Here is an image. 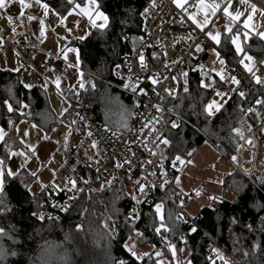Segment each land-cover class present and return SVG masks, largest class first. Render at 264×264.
Instances as JSON below:
<instances>
[{"label":"trees","instance_id":"obj_1","mask_svg":"<svg viewBox=\"0 0 264 264\" xmlns=\"http://www.w3.org/2000/svg\"><path fill=\"white\" fill-rule=\"evenodd\" d=\"M41 1L61 16L74 8V3L69 0ZM80 2L75 0V3ZM97 2L109 17L108 25L103 29L93 28L83 39L73 41L79 48L82 79L86 82L83 104L94 118L112 131H119L126 128L133 119L136 105L131 96L120 89L123 81L115 76L114 67L122 61L129 49L126 40L134 44L140 41L144 22L156 7L157 0ZM251 3L264 8V0H251ZM218 47L247 71L239 62L240 55H237L232 43H221ZM244 53H249L256 61L252 72L264 66L261 63L264 61V39L257 33L251 34L247 41H243ZM186 81L176 96L170 98V102L190 123L170 129L167 136L169 143L163 147L167 164L176 156L189 158L204 141L212 143L224 156L238 158L243 137L264 114L263 100L259 99L261 103L257 104V108L253 107L259 92L244 82L240 92L245 95L240 96L238 92L216 116L209 117L204 112V105L214 88L204 87L201 81L209 82L203 80L196 71H190ZM248 92L250 95L246 96ZM45 98L43 88H26L14 79L13 73L0 72V123L4 127L9 128L10 115H13L16 122L25 116L18 110L25 103L30 111L28 119L47 133L52 131L58 119ZM4 100H8L16 111L8 112ZM235 128H239L243 136L234 132ZM260 141L262 150L259 158L264 159V131ZM13 145L22 148L17 137ZM2 150L6 158V150ZM251 162L252 159L243 161L244 165ZM259 164L264 169L261 161ZM76 171L84 173V164L81 163ZM25 173L22 171L7 177L0 194V207L7 206L9 209L0 213V228H4L7 233L0 234V252L4 253L0 256V264H118L119 261H124V264H156L158 257L155 248L161 241L156 231L160 217L156 215L155 206L145 204L140 216L130 215L133 202L124 179L112 178L110 183L108 181L90 190L64 214L61 208L64 191L47 184L34 195L28 189L30 182L23 179ZM257 177L264 179V170L244 172L237 167L234 172L226 174L224 187L236 195L235 199L229 201L215 198L211 205L204 207L195 217L198 223V227L195 226L196 232H191L194 225L184 220L181 212L183 204L180 202L182 194L173 187L174 179L169 194L176 202L163 196L157 197L162 202L163 221L169 228V237L184 242L179 233L186 230L188 243L193 250L190 257L194 264H210L208 257L215 255L211 251L209 236L231 254V234H235L245 250L246 259L243 264H264V228L261 226L264 217V182ZM41 215L44 219H40ZM106 216L110 217L108 223H104ZM233 218L235 223L232 222ZM136 232L140 233L137 236L139 242H148L154 246L153 251L140 260L132 257L125 247L128 238Z\"/></svg>","mask_w":264,"mask_h":264},{"label":"built area","instance_id":"obj_2","mask_svg":"<svg viewBox=\"0 0 264 264\" xmlns=\"http://www.w3.org/2000/svg\"><path fill=\"white\" fill-rule=\"evenodd\" d=\"M157 5L156 13L147 19L139 43L134 44L127 39L129 49L122 61L114 67L115 76L123 81L126 91L133 96L137 105L134 117L126 128L112 131L86 110L83 104L85 84L82 79L76 84L71 95L62 94L75 115L78 131L90 136L92 140V144L86 151L88 159L84 163L85 172H70L71 179L76 181V187L73 188L69 183L63 189L65 196L61 202V208L67 209L63 210L64 214H67L90 190L112 178L124 179L127 183L128 193L133 202L132 217L141 215L144 204L155 206L158 202L157 197L163 196L174 201L169 194V188L176 173L187 161L181 156H179L180 160H177L176 156L170 164H167L163 154V140L167 139L173 122L177 126L190 123L175 110L170 102V98L176 96L177 89L186 82L190 71L198 72L210 85L213 79H220L221 76L229 73L235 76L240 81L239 84H221L216 89V92L226 91L227 101L243 89L244 82L260 92L259 95L256 94L257 98L253 101L254 108H257L259 99L264 101V87L261 88L264 83H257L254 72L248 73L243 70L230 57L219 52V58L225 61L220 72L205 65L209 53L206 60H203V56L207 53L206 47H210L212 43L206 41L204 29L198 28L188 18V11L178 7L173 0H157ZM11 18L7 29L18 31L19 18L17 16ZM166 18L176 20L182 25L172 28L164 23ZM19 40L20 36H17L16 41H10L4 37L6 47L13 49L23 62V68L15 75V78L24 81L29 71L33 70L48 82L40 67L31 60L28 47L18 44ZM197 45L200 46L199 49ZM141 54L143 61L140 60ZM51 66L50 59L43 63V67ZM260 74L261 80H264V66L260 73H255V76ZM81 83L83 87L80 86ZM48 84L56 89L51 83L48 82ZM249 95V92L246 93V96ZM263 120L264 114L245 137L247 142H255L257 148L260 144L259 137L264 131ZM262 164L264 166V160ZM137 184L145 185L143 193L139 191ZM133 195L136 199L132 198ZM181 212L187 224L198 227L195 217L186 213L184 208ZM160 224L161 220H159L158 228ZM167 229L166 232H162L164 228H161L158 232L161 241L156 246L155 253L163 254L169 248L171 242L169 228ZM179 236L184 237V241H189L186 230H182ZM209 240L211 248L226 253L216 239L209 236Z\"/></svg>","mask_w":264,"mask_h":264},{"label":"crops","instance_id":"obj_3","mask_svg":"<svg viewBox=\"0 0 264 264\" xmlns=\"http://www.w3.org/2000/svg\"><path fill=\"white\" fill-rule=\"evenodd\" d=\"M42 2L43 1L37 2V0H25V3L30 6L21 9L19 0H15V2L10 4L7 9H0V72L5 71L13 73L14 79H16L15 75L22 68V62L20 56L13 49H11L10 47H6L4 37H6L10 41H16L17 36H20V38L22 39V36L24 35L25 38L19 40L18 44L28 47L30 57L32 58L31 60L35 59L38 63L36 65L39 66L40 69L43 66L42 63L46 61H44V58L42 57L46 53L41 49L39 50L40 52L35 50L36 47L31 43V41L28 40V37H26L27 35L22 32V26L26 17L27 21H32L28 17L30 16L29 12L42 14L41 9L44 8L43 5L45 3ZM206 2L211 3V0H206ZM216 3L220 4L221 7L217 9L215 16H212L209 13L210 20L204 28L207 32L210 31L213 34H215V30L212 28L219 16L222 14L223 7L228 6L227 0H216ZM197 4L198 0H187V3L184 5V7L189 9V13H195L197 15V18L203 21L204 13L199 11ZM47 11L52 19L47 17L43 21L45 28H48L49 25L52 26L54 22L53 20H55V15L57 13L51 7H48ZM68 13L76 15V20H78V22H80L84 18L88 19L87 16L83 15L80 12V9L75 7L72 8L70 12L68 11ZM12 16H17L19 18V22L21 20L20 30L18 31H11L7 29L9 17ZM70 24L72 25V23ZM226 35V32H223V34H221V43L225 42L223 40L225 39ZM226 40H228V37ZM72 53L74 54V52ZM77 65L81 73L80 53ZM51 68L54 69L53 63ZM35 72H29L24 81H18L21 82L23 86L25 84H30V88L34 86H39L41 87V89L43 88V90L46 92L45 100L54 111V114L58 119V124L52 129V131L47 133L40 126L36 125L28 119L27 116L28 114L30 115V111L28 110L29 107L25 103H23L22 105H20L18 110L20 113L25 114V116L22 117L20 121L16 122L12 117L13 115H10L9 118L12 123L9 124V128L4 127L0 123V129H2L4 132V139L0 140V145L3 144V147H0V160H3L6 171L8 168H11L16 172V175L20 174L22 171L27 172L25 173L26 175L23 176V179L28 180V182L32 181L31 183H29L28 187L30 192L33 191L31 185L36 190H41L47 184H52L56 189L61 190V188L63 187V178L65 177L64 168L69 161L68 155H66V152L64 153V142H67L68 137L66 136L70 134V132L75 131V125L77 127L76 118L75 115L72 114L66 100L62 96V94L64 93L60 92L57 88L53 89L47 81L46 84L45 79L40 76V74ZM72 90L70 91L72 92ZM68 95H71V93H69ZM216 96L217 95H215L213 99ZM227 102L228 101H226V103ZM15 111L16 110L14 109V112ZM25 132H27V135H25ZM16 137L21 143L22 148H17L13 145ZM91 144L92 140L89 145ZM68 147H70V145ZM2 148L6 150V158L3 157ZM251 151L254 156L255 150L253 149ZM253 156L249 159H252ZM236 160L238 163L236 161H233V159L224 156L209 141H204L192 153V155L187 158V162L182 166L181 170L174 179L175 188L182 195H184V197H187L186 204L185 202L182 203L184 206V211L186 213L194 217L198 216L204 207L211 205L212 201L214 200L212 199L213 197L224 198L229 201H233L235 199L236 195L232 191L224 187V179L226 174L234 172L236 168L239 167L240 159L237 158ZM81 163L84 164L85 162L73 161L74 167L73 170L70 169L69 173L72 171H76L77 167H79ZM32 173H35V175H32ZM60 174H63L62 181H60ZM67 184L69 183H66L64 187H66ZM41 185H43V187H41ZM1 192L2 191H0V194ZM197 193H199V195ZM161 214L163 216V207L161 209ZM234 236L235 234H233V237ZM230 237V241L232 243V253L228 255L224 252H221V254L225 258V260L228 261V264H243L244 260L246 259L245 250L241 245V248L234 246V238L232 237V234ZM169 239L171 242L170 244L176 248V256L175 258H173L171 250L169 248L166 249L165 252L160 257H158V260L161 261V264H185L186 259L191 260L192 264H194L193 260L190 257L193 251L191 244L188 242L184 243L180 240H173L170 237ZM153 249L151 251H153ZM180 249H183V251H180ZM212 260H214L215 264H224V261L217 258L216 254L212 257Z\"/></svg>","mask_w":264,"mask_h":264},{"label":"rangeland","instance_id":"obj_4","mask_svg":"<svg viewBox=\"0 0 264 264\" xmlns=\"http://www.w3.org/2000/svg\"><path fill=\"white\" fill-rule=\"evenodd\" d=\"M39 2H41V1H39ZM257 6L260 8H263L262 6H259V5H257ZM71 10H69V12ZM229 10L232 11L233 13H235L238 10L242 13H245V15L241 16V18L239 20H237V21H235V23H233L231 18L225 16L224 13L222 12V14L219 16V18L217 19V21L214 24L212 29L215 30V33L216 32H219L221 34H223V32L227 33V35L225 36V39L223 40L225 42H222L223 45H225L227 42L231 43V36L235 35L236 33H240L239 43L241 45L242 51L238 54L236 52L235 45H233L234 50L237 53V55H240L239 62L241 60H244L245 63L249 64L252 68L256 64L255 59L249 53H247L249 56H251L253 58L252 61H248L243 54V41L245 40L244 39V33L247 32L248 38H249V36L253 33L264 32V16H261L259 14V12H257L253 16L252 21L250 22L251 27L248 29H245L244 25H243V21H244V19H246V14L250 11L249 6L247 4L241 3V0H233L231 5L229 6ZM100 11H103V10L100 8ZM41 12H42V14H36L35 12H29L30 16H28V17H33V19H31L32 21L29 22V21H27V17H26V19L23 23V26H22V28H23L22 32L25 35H27L26 37H28V40L31 41V43L36 47L35 50L39 51L41 49L43 52L46 53L45 55L42 56L44 58V61L47 59H50L51 62L54 64V69H52L51 67H48V68L43 67V66L41 67V72L48 79V82L51 83L53 86H55L60 92L68 95L69 93H71L70 90H72V88L78 82L80 83L81 76H82L80 71H79L78 65H77L78 61H79V52H78L79 48L75 45V43L73 41L79 39V37H85L94 27H92L91 22L87 18H84L83 20L78 22V20H76V15H74V14L72 15V14L66 13L65 15L61 16L60 14L56 13L55 20H53L54 22H53L52 26L49 25L48 28L47 27L45 28L43 21L47 17L50 19H52V17L48 14V11L45 10L44 8L41 9ZM72 16H73V18H72ZM61 18H63V20ZM70 23H72V25ZM97 23H101V21L97 20ZM20 24H21V20L19 22V25ZM31 25H33V26H31ZM227 26H231V28L233 29L232 33H228L227 31H225ZM41 28H43V34H41ZM227 37H228V40H226ZM208 38H209V41H211V43L212 42L213 43L211 44L210 47L207 46V49H208L207 52L209 53V58H208L205 65L208 67H211L213 70H215L217 72H220L223 64L220 63L222 58H219L220 56H217V53H219L220 52L219 50H221L218 47L221 43L217 44L209 36H208ZM248 38L246 39V41L248 40ZM70 49H76L77 51H75L73 54L72 53L73 51H69ZM62 55L64 56V58ZM65 57H67V58H65ZM32 61L34 64H38L35 59H33ZM21 66H22V63H21ZM261 66L263 67V65H261ZM262 67L256 68L254 73H260L262 70ZM29 72H35V71L30 70ZM223 77H224V79L223 80L221 79L219 85L231 84L230 79L232 76L230 73L228 75L223 76ZM259 77H261V74L259 75ZM57 79H59V87H57V84L55 83ZM45 82H46V80H45ZM46 84H47V82H46ZM204 84H208V83L204 82ZM223 92L226 93V91H223ZM219 97L220 96L217 95L214 99L217 100V102L224 105L228 99V96L225 95L222 97V99H220ZM70 110H71V108H70ZM66 137H68V139H67V142H64V153L66 152V155H68L69 161L67 162V164L65 165V168H64V170H65L64 176L65 177L63 178V184H62L63 187L65 186L66 183H70V180H72L70 177L69 171H70V169L73 170V167H74L73 161H75V162H83V161L86 162L87 161L88 158L86 155V151H87V148L89 147V143L91 142V137L85 135L84 133H82L80 131H78L76 125H75V131L70 132V134H68ZM69 145H70V147H68ZM254 145H255V149H254L255 153L253 156V153L251 150L253 149ZM260 148H261V144H259V148H257V145L255 142L254 143H252V142L247 143L246 146L244 147L243 139H242L241 144H240V148H239V151L237 154V157L240 159L239 160V168L242 171L249 172L252 169L259 170V171L264 170L259 164L260 161L263 162V160H264L263 158H259L260 152L262 150ZM252 156H253V158H252L251 164L245 163V165H244L243 161H245V160L249 161L250 159L248 160V158H251ZM245 170H247V171H245ZM62 175L63 174H60V181H62ZM69 178H70V180H69ZM63 187L61 188V190L63 189ZM173 187H175L174 184H173ZM31 188L33 189V191H31V192L34 195H36L37 193H39L41 191L40 189L36 190L32 185H31ZM128 190H129V187H128ZM180 202L181 203L185 202V204H186L187 201H186L184 195H182ZM158 204L162 205L161 200L158 201ZM109 221H110V217L106 216V218L104 219V223H108ZM261 226L264 228V217L261 221ZM108 228L110 230H112V228L110 226H108ZM164 231L166 232L165 229L162 230V232H164ZM137 233H139V232H136L135 234L131 235L128 238V240L126 241V244H128L129 246H134V250L140 254L151 252V250L153 249L154 246L148 242H139V240L137 238V236H138ZM169 234H170V232H169ZM232 237H233V234H232ZM233 238H234L233 239L234 246L241 248V246L238 242V238L236 236H234ZM167 263H169V262H167ZM169 264H171V263H169Z\"/></svg>","mask_w":264,"mask_h":264},{"label":"snow or ice","instance_id":"obj_5","mask_svg":"<svg viewBox=\"0 0 264 264\" xmlns=\"http://www.w3.org/2000/svg\"><path fill=\"white\" fill-rule=\"evenodd\" d=\"M15 0H0V9H7L8 6L12 3H14ZM37 2H39V0H37ZM70 3H74V7L75 8H78L80 9V12L87 16L89 21L91 22L92 24V27L94 28H100V29H103L105 28L107 25H108V22H109V17L103 12V11H100V5L98 4L97 0H87V2L85 3L84 0H81L80 3H75V0H69ZM173 2L178 6V7H184V5L187 3V0H173ZM232 3V0H227V4L230 6ZM241 3L243 4H247L250 8V11L246 14V19H244L243 21V25H244V28L245 29H248L251 27V21L253 19V16L259 12V14L261 16H264V8H260L258 7L255 3H251V0H241ZM19 4L21 5V9L23 8H27L29 7L30 5L26 4L25 3V0H19ZM229 6H225L223 7L222 11L224 13L225 16L227 17H230L231 20L233 21V23H235V21L239 20L241 18V16L245 15V13H242L240 11H236L235 13H233L232 11L229 10ZM43 7L45 8V10L48 9V5L47 4H44ZM197 7L199 9V11L203 12L204 13V16H203V21L199 20L197 18V15L195 13H189L188 14V18L198 27L200 28L201 30H203L205 28V25L209 22L210 20V15L209 13L212 15V16H215L216 15V12H217V9H219L221 7L220 4L216 3V0H211V3H207L206 0H198V4H197ZM184 10L187 12V8L184 7ZM145 12H147V9H145ZM11 17H9V20L11 21ZM29 19H33V17H29ZM63 20V18H61ZM97 20L101 21V23H97ZM225 31H227L228 33H232L233 29L231 28V26H227ZM41 34H43V28H41ZM207 36H209L213 41H215L217 44H220L221 43V40H220V36H221V33L219 32H216L215 34H213L212 32H206L205 33ZM258 36H260L261 39H264V32H259L257 33ZM239 36H240V33H236L235 35H232L231 36V43L233 45H235V49H236V52L239 54L241 51H242V48H241V45L239 43ZM84 37H79V39H83ZM248 38V33L245 32L244 33V39L246 40ZM199 45H197V48L199 49ZM69 51H77L76 49H70ZM217 56H219V53H217ZM244 56L246 57V59L248 61H252V57L249 56L247 53H244ZM67 58V57H65ZM140 60L143 61V55L141 54L140 56ZM221 64L225 63V61L223 59H221L220 61ZM241 64L244 65V67L247 69L248 72H252V68L249 64H246L244 60H241L240 61ZM261 63H264V61H261ZM255 79H256V82L257 83H264V80H261V78L259 76H255V73H253ZM221 79L223 80L224 77L221 76ZM230 82L233 83V84H239L240 81L235 77H231L230 79ZM57 84V87H59V79L56 80L55 82ZM153 83H156V81H153ZM201 84L204 86V87H211L210 84H204L203 81H201ZM26 88H30L31 85L30 84H25L24 85ZM81 87H83V83H81L80 85ZM94 86V85H93ZM133 87H135L133 85ZM142 91V90H141ZM187 91V89H186ZM226 93H223V92H219L217 91L216 92V95L218 96H223L225 95ZM245 94L243 92H240V96H244ZM4 105H6L7 107V110L8 112H12L14 111L13 109V106L12 104L8 101V100H4L3 101ZM257 103H261V101H257ZM222 104L217 102V100L213 99V100H210L205 106H204V112L208 115V116H212L214 115L216 112H219L222 108ZM249 111H252V109H249ZM12 122L9 121V124H11ZM147 125H145L146 127ZM172 127L175 128L177 127L176 123L173 122L172 124ZM143 130V129H141ZM234 132L240 134L241 136H243L241 130L239 128H235L233 129ZM25 135H27V132H25ZM4 139V132L2 129H0V140H3ZM67 139V138H66ZM163 143L164 144H168L169 143V140L165 139L163 140ZM177 160H180V157L177 156L176 157ZM233 161H235L237 158L235 156L232 157ZM182 162V161H181ZM247 171V170H245ZM16 175V172L13 171L11 168H8L7 171L5 170V167H4V162L3 160H0V191H3V188H4V183H5V179L7 177H10V176H15ZM32 175H35V173H32ZM258 180H262V182H264V179L260 178V177H257ZM177 182H178V178H177ZM71 185L73 188L76 187V181L75 180H71L70 181ZM110 183V181H109ZM41 187H43V185H41ZM137 187L139 189V191L141 193L144 192V189H145V185L144 184H137ZM161 187H163V185H161ZM199 195V193H197ZM133 199H136V196L133 195L132 196ZM212 199H215L214 197ZM2 203V202H0ZM161 209H162V205L161 204H156L155 205V210H156V215L160 217V220H161V224H160V227L156 229L157 232L160 231L161 228H164L166 231L168 230L167 229V226L163 223V216L161 214ZM9 209L7 208V206H4V207H0V213H4L6 211H8ZM62 210H67L66 208L62 209ZM33 215H35V213H33ZM130 215H132V213H130ZM180 217H178L179 219ZM40 219H44V216L41 215L40 216ZM233 223H235V218H233ZM77 227H79V225H77ZM249 228H251V225L248 226ZM191 232H196L197 229L195 226H192L191 229H190ZM0 234H4L6 235L7 233L5 232V229L4 228H0ZM137 235H140V233H137ZM181 240H184V237H181ZM125 247L128 248V251L131 253V256L132 257H135L137 260H140L143 258V256H147L148 253H143V254H140V253H137L135 250H134V246H129L128 244H125ZM169 249L171 250L172 252V256L173 258H175L176 256V248L173 246V245H169L168 246ZM255 247V246H254ZM180 251H183V249H180ZM212 252H214L216 254V257L219 258L220 260L224 261V264H228V261L225 260V258L223 257V255L221 254V252L219 251V249H216V248H212L211 249ZM4 253L3 252H0V256H3ZM12 255H15V253H12ZM156 256L157 257H160L161 256V253L160 252H157L156 253ZM209 261H211V264H215L214 260H212V257H208ZM118 264H124V261H119ZM156 264H161V261L157 260L156 261ZM185 264H192V261L191 260H185Z\"/></svg>","mask_w":264,"mask_h":264},{"label":"bare ground","instance_id":"obj_6","mask_svg":"<svg viewBox=\"0 0 264 264\" xmlns=\"http://www.w3.org/2000/svg\"><path fill=\"white\" fill-rule=\"evenodd\" d=\"M157 8H158V5H157V3H156V7L151 11V13L149 14V16L146 18V20H145V22H144V27H143V33H144V28H145V24H146V22H147V19L151 16V15H153V14H155L156 13V11H157ZM164 23H166V24H168L170 27H172V28H176V27H180L182 24L181 23H179L178 21H176V20H169V19H165L164 20ZM204 31H205V33L207 32L205 29H204ZM206 35V34H205ZM131 41V40H130ZM206 41H209V38H208V36L206 35ZM139 43V42H138ZM206 49H207V47H206ZM220 52L222 53V54H224L221 50H220ZM205 54H207L208 55V52L207 53H205ZM224 55H226V54H224ZM226 56H228V55H226ZM204 57V56H203ZM229 57V56H228ZM207 58V57H206ZM231 58V57H230ZM232 59V58H231ZM206 60V59H205ZM234 60V59H233ZM235 61V60H234ZM236 62V61H235ZM237 63V62H236ZM22 68H23V62H22ZM22 68H21V70H22ZM20 70V71H21ZM19 71V72H20ZM199 74V73H198ZM199 76H200V74H199ZM201 77V76H200ZM202 78V77H201ZM82 79V78H81ZM83 80V79H82ZM220 81H221V78L220 79H213V81H212V87L214 88V90H213V93H212V95H211V97L207 100V102L205 103V105L210 101V100H213V97L216 95V89L218 88V86H219V84H220ZM83 82H84V84H85V81L83 80ZM85 87V86H84ZM120 87V89L122 90V91H124V92H127L130 96H131V100L135 103V105H136V102L134 101V99H133V96L128 92V91H126V89H125V87H124V85H122V86H119ZM76 88V85L74 86V89ZM262 88V87H261ZM179 89V88H178ZM178 89H177V91H178ZM259 92V91H258ZM259 94H260V92H259ZM204 105V106H205ZM137 106V105H136ZM217 113V112H216ZM216 113L214 114V115H212V117H214V116H216ZM209 117H211V116H209ZM245 137H246V135L244 136V138H243V145H244V147L246 146V144L247 143H250V142H247L246 141V139H245ZM259 139H260V137H259ZM260 144H261V141H260ZM259 148V147H258ZM243 154V153H242ZM182 157V156H181ZM185 158V157H184ZM186 159V161H187V158H185ZM255 159V158H254ZM184 165V164H183ZM182 165V166H183ZM182 168V167H181ZM177 174V173H176ZM176 176V175H175ZM174 179H175V177H174ZM64 188V187H63ZM178 204H180V203H178ZM183 208H184V206H183ZM194 217V216H193ZM184 241V240H183ZM208 241L210 242V240L208 239ZM184 242H186V241H184ZM188 242V241H187ZM211 243V242H210ZM168 249V248H167ZM165 252V251H164ZM225 254H228L227 252L225 253ZM229 255V254H228Z\"/></svg>","mask_w":264,"mask_h":264},{"label":"water","instance_id":"obj_7","mask_svg":"<svg viewBox=\"0 0 264 264\" xmlns=\"http://www.w3.org/2000/svg\"><path fill=\"white\" fill-rule=\"evenodd\" d=\"M206 57H207V54H205V55H204V57H203V60H205V59H206Z\"/></svg>","mask_w":264,"mask_h":264}]
</instances>
